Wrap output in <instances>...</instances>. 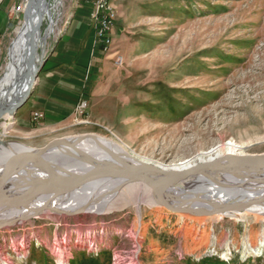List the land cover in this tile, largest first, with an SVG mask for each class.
<instances>
[{
    "label": "rangeland",
    "instance_id": "374dc122",
    "mask_svg": "<svg viewBox=\"0 0 264 264\" xmlns=\"http://www.w3.org/2000/svg\"><path fill=\"white\" fill-rule=\"evenodd\" d=\"M27 1L9 11L10 23L1 31L0 79ZM57 1L48 0L56 25L39 50L40 71L82 0H61L56 7ZM110 2L117 10V37L112 34V49L104 52L112 53L107 66L92 80L96 93L86 111L54 128L35 125L22 132L17 114H6L0 118L2 141L43 148L57 138L95 133L152 163L228 147L264 153V0ZM49 24L46 14L43 34ZM59 178L67 187L82 183ZM126 198L120 191L103 212L43 213L2 225L0 264H59L60 251L67 264H264V245L259 255L244 254L245 238L256 241L264 230V214L213 219L142 200L138 213L136 198Z\"/></svg>",
    "mask_w": 264,
    "mask_h": 264
},
{
    "label": "bare ground",
    "instance_id": "6f19581e",
    "mask_svg": "<svg viewBox=\"0 0 264 264\" xmlns=\"http://www.w3.org/2000/svg\"><path fill=\"white\" fill-rule=\"evenodd\" d=\"M39 3V0L34 1L30 7V14L25 15V21L10 45L9 63L0 79V109L4 105L15 103L27 89L30 82L28 68L30 61L34 67H38L43 58L39 50L45 49L48 37L55 30L56 21L51 12L46 13L48 11L45 10L43 19L48 14L50 24L45 34L38 32L34 34L33 29L40 14ZM61 3V0H58L56 7ZM105 3L112 4L110 0H105ZM92 4L95 7L94 11H99L100 0H92ZM112 30L113 26L109 30L107 52L113 45ZM121 60L120 56L118 63ZM27 152H41L39 159L52 161L71 175L103 173L104 171L99 168L112 163L136 169L158 180L173 172L188 169L199 163L212 162L227 155H248L238 150V147H228L225 152L212 150L205 155L177 163H152L133 155L114 139L95 133L57 138L43 148L30 147L19 141L6 142L0 139V173L5 168L8 172L19 161H23L15 162L19 156ZM261 162H264V159L252 160V164L248 165L239 161L225 160L210 169L209 174L190 175L156 189L142 182L116 176L67 187L57 180L59 175V179L64 177L62 171L38 166L21 167L10 174V184H0V227L43 213L75 215L103 212L106 204L120 191L126 195L127 202H130L129 196L136 198L134 202L138 213H141L142 200L150 206L168 204V207L172 206L171 209L186 214H193L194 211L209 213L207 215H211L213 219L219 217L245 219L249 212L264 214V177L263 181L258 183L264 171L249 167ZM244 210L246 212H243ZM203 236L204 234L196 235L195 238L202 239ZM263 245L264 230L256 241L248 235L244 241V254L259 255ZM60 253L64 257L66 251ZM63 257L61 256L59 264L68 263ZM7 260L3 263L11 264Z\"/></svg>",
    "mask_w": 264,
    "mask_h": 264
},
{
    "label": "crops",
    "instance_id": "0c3cea01",
    "mask_svg": "<svg viewBox=\"0 0 264 264\" xmlns=\"http://www.w3.org/2000/svg\"><path fill=\"white\" fill-rule=\"evenodd\" d=\"M18 1L0 0V34L9 25V11ZM79 4L47 55L29 99L16 113L15 123L21 132L35 125L45 128L60 125L75 116L82 99L91 102L96 93L92 80L107 66L112 53L105 55L98 51L92 8L84 0ZM112 34L115 41L114 27ZM36 111L43 113L37 121L34 120Z\"/></svg>",
    "mask_w": 264,
    "mask_h": 264
},
{
    "label": "water",
    "instance_id": "95a60500",
    "mask_svg": "<svg viewBox=\"0 0 264 264\" xmlns=\"http://www.w3.org/2000/svg\"><path fill=\"white\" fill-rule=\"evenodd\" d=\"M35 0H28L26 3V10L24 12V15L30 14V7L33 5ZM39 19L37 24L34 26V34L42 33V23H43V14L45 10H47L49 13V5H48V0H39ZM49 16V15H48ZM50 19V17H49ZM29 75H30V82L27 87V89L21 94L19 99L10 105H4L0 109V118H2L6 114H12L15 115L16 112L21 108L29 99L31 93H32V88L34 85V80L37 79L38 73L41 69V67L38 65V67L32 66V63L30 61L29 64ZM41 156V152H27L19 156L17 160H23L19 161L16 165H14L8 172H6V168L0 173V184H10L11 183V173L14 172L16 169H19L21 167H32V166H38V167H44V168H49L53 170H59L62 171L64 174V177L67 179L74 181V182H90L94 181L97 179H102V178H108L112 176L116 177H123L127 178L133 181H138L146 184L148 187L152 189H156L160 186L181 180L183 178H186L190 175L194 174H209V170L218 166L221 162L225 160H231V161H239L244 163L245 165L252 164L251 161L255 159H264V153L262 154H255V155H227L224 156L220 159H216L212 162H207V163H199L193 167H190L188 169H184L181 171H176L168 175L167 177L163 179H157L155 177L146 175L136 169L126 167L123 165H117V164H107L99 168L100 170L104 171L103 173H86L81 176H76V175H71L70 173H67V171L63 170L61 167H58L55 163L52 161L46 160V159H39ZM13 164V163H12ZM253 169L260 168V170L264 171V162L258 163L256 165L249 166ZM264 175L260 176L258 179V183H261L263 180L262 178Z\"/></svg>",
    "mask_w": 264,
    "mask_h": 264
},
{
    "label": "built area",
    "instance_id": "2783aa9c",
    "mask_svg": "<svg viewBox=\"0 0 264 264\" xmlns=\"http://www.w3.org/2000/svg\"><path fill=\"white\" fill-rule=\"evenodd\" d=\"M88 3L92 8V0H84ZM18 10L21 9V6L17 7ZM91 19L94 22L95 28V45L98 51L102 54L107 52V40L110 39L109 37V30L111 26H114L117 20V10L113 4L105 3V0H100V7L99 11H92L91 12ZM115 63H118V56L115 59ZM88 99H82L77 107L76 111L80 113H84L88 107ZM43 117V113L36 111L34 113V120H39Z\"/></svg>",
    "mask_w": 264,
    "mask_h": 264
},
{
    "label": "trees",
    "instance_id": "16d2710c",
    "mask_svg": "<svg viewBox=\"0 0 264 264\" xmlns=\"http://www.w3.org/2000/svg\"><path fill=\"white\" fill-rule=\"evenodd\" d=\"M208 259H211V258H207V259H205V260L207 261ZM205 260L203 259L202 261H204V262H205ZM208 261H209V260H208Z\"/></svg>",
    "mask_w": 264,
    "mask_h": 264
}]
</instances>
